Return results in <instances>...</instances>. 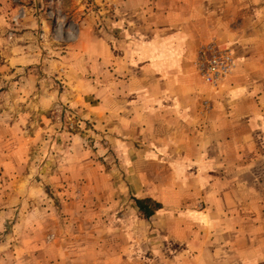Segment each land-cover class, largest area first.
I'll return each instance as SVG.
<instances>
[{
    "label": "rangeland",
    "instance_id": "obj_1",
    "mask_svg": "<svg viewBox=\"0 0 264 264\" xmlns=\"http://www.w3.org/2000/svg\"><path fill=\"white\" fill-rule=\"evenodd\" d=\"M18 1L40 25L29 63L10 65V77L0 74V113L10 112V121H0V143L10 124V153H0V191L10 192V214L0 217V234L10 241V257L3 254L10 264H55L63 245L78 252L76 264H99L94 252L126 259L111 264H256L245 231L247 200L239 203L240 217L229 211L230 200L216 202L223 211L217 217L213 201L169 200L161 222L144 218L136 204L199 171L156 165L161 157L176 159L163 151L176 146H168L167 130L152 131L160 122L148 112L151 92L134 81L151 75L134 64L152 27L140 11H126V0ZM25 11L15 15L10 38ZM256 175L264 179V169ZM213 184L219 194L232 188ZM217 222H237L244 231L220 233Z\"/></svg>",
    "mask_w": 264,
    "mask_h": 264
},
{
    "label": "crops",
    "instance_id": "obj_2",
    "mask_svg": "<svg viewBox=\"0 0 264 264\" xmlns=\"http://www.w3.org/2000/svg\"><path fill=\"white\" fill-rule=\"evenodd\" d=\"M260 5L264 6V3L248 4L246 0L124 2L126 11H140L144 25L152 26L147 42L142 40L146 42L141 51L143 54L136 53L137 57H134V64L140 65L142 71L151 75L147 77L135 73L136 77H133L136 87L151 92L146 99L151 105L148 112L156 121L154 123L160 122L154 125L156 128L152 131L167 130L168 146H176L175 149L163 150L174 153L176 159L161 157L156 165L199 170L189 172L181 183H175L180 186L179 189L176 186L165 189L162 185L146 196L163 204L150 217L151 220L162 221L164 202L169 200L183 198L195 204L200 199L213 201L216 217L223 213L216 202L230 200L229 211L237 212L240 217L239 203L247 200L250 208L244 214L248 220L245 231L250 234L249 256L259 260L256 264H264V179L256 175L258 170L264 169V7ZM21 9L27 11L19 19L20 31L10 38L13 20ZM39 25L40 20L33 17L21 1L0 0V74L10 77V65L19 66L20 62L30 60L28 48L34 45V33ZM210 41L230 48L235 56V67L218 87L207 84L197 74L198 49ZM130 63L128 59L125 60L126 67ZM6 84H10L9 80H6ZM41 103L42 100L38 103L40 108ZM23 112L25 115L28 110ZM4 120L10 121V112L0 113V121ZM2 129L6 132L2 137L8 138L10 124L9 127L3 125ZM153 137L158 140L159 134ZM5 138L0 143V153H10V139L8 142ZM179 145L182 147L177 148ZM0 168L4 166L0 165ZM227 170L236 171V175H227ZM244 172L246 177L242 176ZM221 183L232 185L230 192H211L212 184ZM8 201L10 192L0 191V206L3 207L0 217L10 214ZM162 223L164 225L159 227L167 230V225ZM229 229L235 233L244 231V227L237 222L225 226L217 222L214 226V230L220 233ZM7 237L0 234V264H10V259L3 255L10 257V251L6 252V249L10 250V241L5 239ZM78 245L75 243L72 246L77 248ZM62 248L61 260L58 261L59 257H56L55 264H62L63 261L65 264L69 255L71 261L68 263L76 264V255H73L77 253L78 257V252L69 253L66 245ZM121 256L112 259L109 255L106 257L104 252H94L92 261L111 264L112 260H126Z\"/></svg>",
    "mask_w": 264,
    "mask_h": 264
},
{
    "label": "built area",
    "instance_id": "obj_3",
    "mask_svg": "<svg viewBox=\"0 0 264 264\" xmlns=\"http://www.w3.org/2000/svg\"><path fill=\"white\" fill-rule=\"evenodd\" d=\"M196 65L204 82L218 87L235 67V56L230 48L210 41L198 49Z\"/></svg>",
    "mask_w": 264,
    "mask_h": 264
},
{
    "label": "trees",
    "instance_id": "obj_4",
    "mask_svg": "<svg viewBox=\"0 0 264 264\" xmlns=\"http://www.w3.org/2000/svg\"><path fill=\"white\" fill-rule=\"evenodd\" d=\"M135 201L142 216L146 219H149L162 208V204L151 197L135 198Z\"/></svg>",
    "mask_w": 264,
    "mask_h": 264
}]
</instances>
